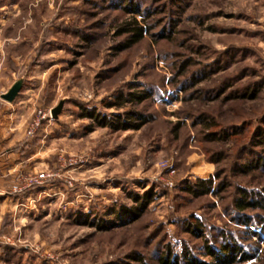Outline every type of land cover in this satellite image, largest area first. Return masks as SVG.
I'll use <instances>...</instances> for the list:
<instances>
[{
	"label": "rangeland",
	"instance_id": "1",
	"mask_svg": "<svg viewBox=\"0 0 264 264\" xmlns=\"http://www.w3.org/2000/svg\"><path fill=\"white\" fill-rule=\"evenodd\" d=\"M134 1L151 12L152 30L117 52L123 36L115 29L128 16L115 6L122 0H0L1 81L14 72L42 83L25 139L42 130L27 135L39 108L65 100L46 145L24 147L41 160L10 187L28 196L1 219L0 264H142L139 256L163 264L168 252L185 264L188 256L211 260L206 245L227 239L238 257L253 255L233 264H264V169L249 167L264 156L256 143L264 131V0ZM142 88L152 96L105 106ZM82 107L152 119L114 129L80 117ZM204 115L220 137L207 138ZM200 179L211 181V193L189 190ZM242 189L260 206L240 209ZM147 192L151 202L136 217ZM5 251L15 252L13 262Z\"/></svg>",
	"mask_w": 264,
	"mask_h": 264
},
{
	"label": "trees",
	"instance_id": "2",
	"mask_svg": "<svg viewBox=\"0 0 264 264\" xmlns=\"http://www.w3.org/2000/svg\"><path fill=\"white\" fill-rule=\"evenodd\" d=\"M115 6L123 7L122 9L123 12L125 14H128V16H126L122 20V22L119 25H117L115 29L116 36H119V37L123 36V39L114 46V50L119 52V51L129 49L135 46L136 44L140 43L146 37V35H148L151 32L152 25L148 22V18H150V16L152 15H151V12L149 11L147 12L142 11L139 5L134 0H129V1L122 0L120 4L117 3ZM139 15H140V18H138ZM170 36L171 35L169 34L163 33L162 37L168 38ZM84 39L87 40V37H85ZM186 72H187L186 69L184 68L181 69L179 76H184ZM191 87L192 86L187 85L186 82H181V85H180L181 90H187L188 88H191ZM134 88H137V87L134 86ZM192 90H193L192 91L193 93H191V95L194 94L195 96H197V93L199 91L198 90L195 91L196 89H192ZM223 91L224 89L222 88L221 92ZM191 95L189 97H191ZM150 96H152V91L149 89H145V88L135 89L133 90V92L131 91L127 93V95H125L124 93H120V95L116 97L115 101L108 102L106 103L105 106L108 108H111L114 106H120L122 105L121 98L122 100L124 99V101L130 102L132 104L139 103L145 100L146 98H149ZM236 96L237 95L230 96L229 99L233 97L235 98ZM79 116L84 117V118L85 117L90 118L92 121L96 122V125L110 126L114 129H139L144 124H147L149 121H151L152 119L151 116H146L142 113L136 112L133 109L126 110L123 113L118 112V113H113L110 115V114L98 112L96 109L90 110V109H85L82 107V112ZM201 118L204 119V120L200 119L203 129L208 130V132L206 133L207 138L211 140L213 138L216 139L215 137L217 136L220 137L219 135L220 132L214 131L212 129L215 125H217L215 119L210 116H206V115H204ZM93 128H94L93 125H90L87 127L86 130L91 131ZM230 132L231 131H227L225 133V136L228 137ZM256 137H257L256 139L258 140L256 143L262 144L264 146V131L263 130L258 131ZM257 161L258 162L255 165H253L254 162L250 163L249 167L251 166V168L255 169L261 166L264 169V156L261 157ZM200 186L202 187V189L199 191L198 188ZM188 188L190 191L194 192L195 195L209 194L212 192L210 180L208 181V180L200 179L195 184L189 186ZM240 193H241V200L238 203V207L240 209H245L246 207H249V206L256 207L257 205L260 204L259 202H262V201L247 202L246 199L249 196L248 192L242 189L240 190ZM251 196L256 197L258 196V194L254 193ZM258 197L264 201V197L260 196V194ZM138 198L139 197H137L136 199ZM150 202H151V193L147 192L144 195V199L141 202L140 206H137L134 210L136 217L148 206ZM122 210L124 212L129 211L128 207H123ZM248 222L249 221H246V224H248ZM198 234H200V236L202 235L199 232ZM6 248H10V247L6 246ZM205 250H206V254L211 257V260L209 261L201 260L194 256H188L186 257L187 259H183V261L185 262V264H233L238 261L248 260L253 256V255L243 254L238 257L237 255L240 249H238L235 243H232L228 239L225 242H221L219 246H217L216 244L212 245L208 243L205 247ZM33 258L34 257H31L27 264H33ZM172 258H173V261H172ZM160 259H161L160 263H163V264H179L181 262L179 257L175 254H173L172 256L171 252L166 253V255L165 256L163 255V257H161ZM136 260L138 262H141L142 264H146L145 262H143V259L140 256L137 257ZM17 261H21V259H18ZM43 264H46V263H43Z\"/></svg>",
	"mask_w": 264,
	"mask_h": 264
},
{
	"label": "crops",
	"instance_id": "3",
	"mask_svg": "<svg viewBox=\"0 0 264 264\" xmlns=\"http://www.w3.org/2000/svg\"><path fill=\"white\" fill-rule=\"evenodd\" d=\"M0 21H6V18L2 17ZM15 81L14 72L8 73L3 81L0 79V230L3 228L1 219L9 207H11L10 210H13L28 196L27 193L13 195L14 190L10 187L15 184L18 178L16 176L23 171L32 169L30 165L32 159H40L37 157L40 153L39 150L37 152V148L30 154L26 153L25 145H46L45 141L50 138L51 129L54 128L52 125H44L32 141L25 139L24 132L27 122L37 107L38 95H36V91L38 88L35 87H37L36 85L41 86L42 83L41 80L32 81V79L25 78L23 88L17 98L13 102H8L2 98V94L8 91ZM54 140H58V138H54ZM0 246H2L1 243ZM14 253L5 251L4 260L13 262L14 259L11 257Z\"/></svg>",
	"mask_w": 264,
	"mask_h": 264
},
{
	"label": "built area",
	"instance_id": "4",
	"mask_svg": "<svg viewBox=\"0 0 264 264\" xmlns=\"http://www.w3.org/2000/svg\"><path fill=\"white\" fill-rule=\"evenodd\" d=\"M54 118L51 115V108L50 109H44V108H39L36 111L35 116L32 118L29 129L27 130V135L29 137H34L36 133L45 125L49 126L53 124ZM46 123V124H45ZM45 179V176H40L35 179V182L37 183H42L43 180Z\"/></svg>",
	"mask_w": 264,
	"mask_h": 264
},
{
	"label": "water",
	"instance_id": "5",
	"mask_svg": "<svg viewBox=\"0 0 264 264\" xmlns=\"http://www.w3.org/2000/svg\"><path fill=\"white\" fill-rule=\"evenodd\" d=\"M24 85V77L17 79L13 85L2 94V98L8 102H13L19 93L21 92ZM65 100L62 99L56 106L51 109V115L54 119H58L63 111Z\"/></svg>",
	"mask_w": 264,
	"mask_h": 264
}]
</instances>
